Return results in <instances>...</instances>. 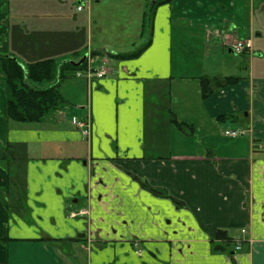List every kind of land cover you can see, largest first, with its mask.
I'll use <instances>...</instances> for the list:
<instances>
[{
	"label": "crops",
	"instance_id": "0c3cea01",
	"mask_svg": "<svg viewBox=\"0 0 264 264\" xmlns=\"http://www.w3.org/2000/svg\"><path fill=\"white\" fill-rule=\"evenodd\" d=\"M150 1L161 0H77L73 12L70 0H0V55L63 64L99 52L95 70L108 68L78 83L82 112L25 125L8 118L0 62V154L11 151L0 158V264H264V30L254 39V3L157 5L149 47L110 58L144 44ZM230 36L252 40L248 79L224 70ZM65 74L61 85L77 78ZM202 77L239 80L204 99ZM88 116L84 136L76 123ZM12 208L30 220L10 219Z\"/></svg>",
	"mask_w": 264,
	"mask_h": 264
},
{
	"label": "trees",
	"instance_id": "16d2710c",
	"mask_svg": "<svg viewBox=\"0 0 264 264\" xmlns=\"http://www.w3.org/2000/svg\"><path fill=\"white\" fill-rule=\"evenodd\" d=\"M172 0H161L153 5L150 1L149 9L146 13L142 38L146 40L142 46L136 48L130 53L108 54L112 59L129 60L139 57L150 45L153 31V19L157 5L168 3ZM94 52V56L99 55ZM81 55H77L75 59ZM81 60V59H80ZM2 69L6 75V89L8 94L7 115L8 118L18 124H36L51 111L60 110L66 103V99L60 91L61 81L66 78V72L75 74L79 70H83L86 62L80 67H75L64 62L61 64L55 59H46L29 64H21L17 59L11 56L0 55ZM216 80V81H215ZM239 78H201V91L204 99H208L214 92V84L219 85L222 81L228 82L238 81ZM45 84L47 86H45ZM43 86V87H39ZM170 121L174 123L184 133L192 134L194 127L192 125L178 122L174 116L170 117ZM7 154V155H6ZM11 151L7 148L2 150L1 159L8 161ZM5 200V199H4ZM224 233H220L219 237H224Z\"/></svg>",
	"mask_w": 264,
	"mask_h": 264
},
{
	"label": "rangeland",
	"instance_id": "374dc122",
	"mask_svg": "<svg viewBox=\"0 0 264 264\" xmlns=\"http://www.w3.org/2000/svg\"><path fill=\"white\" fill-rule=\"evenodd\" d=\"M77 0H70V7L73 9L72 11L74 12ZM153 2V1H152ZM237 3L239 5H242V0H238ZM252 3H254V13H255V28H256V33H255V37L254 39H256V35H261V31L259 30V28H261V30H264V0H252ZM244 4V3H243ZM102 14V7L99 6L97 11H96V16L100 17ZM241 21L246 24V22H248V20L246 19V17L243 16V18L241 19ZM257 41H261L264 45V34L263 36H259L257 38ZM142 44L140 43V45H138L137 48H139ZM264 48V46H263ZM93 54V52H91L90 56ZM224 57V70L227 72H230L231 75L234 76H238V77H244V78H249V71L251 70V67H257L256 64V58L259 57H255V56H249L246 54H235V53H230L228 50H225V53L223 55ZM264 57V55H263ZM83 56H80L79 58H77V60H73V62H78L80 59H82ZM251 59L253 60V62L251 63ZM180 62L178 64H181V61H178V59L176 58V63ZM189 63H191L192 66H195L193 59L192 60H188ZM88 64V62L86 63ZM264 65V63H263ZM88 67V65L86 66ZM85 67V68H86ZM92 68H97L95 66V63H92ZM83 73V72H82ZM86 75L84 74L82 78H75V77H70L67 81H64L62 83V85L60 86V91L62 92L63 96L66 99V103L65 105L61 108V110H63V112L65 111L66 113H75L78 114L79 112H82V110L79 109V103L84 101V98L86 96V93L83 92L82 89H78L76 90L78 83H82L84 81L83 78H85ZM45 86H47L45 84ZM39 87H43V86H39ZM75 87V89H74ZM79 88V87H78ZM163 106V104H162ZM158 113V117L160 118H164V110L160 111L157 110ZM74 114V115H75ZM154 113L151 115V117H153ZM51 116V114H50ZM163 123H168L167 119L166 121H161L160 124L162 125ZM159 127H161L159 125ZM22 189H19V193L18 198L24 200V197H22ZM7 198V197H6ZM17 204H19L18 201H16ZM22 201H20L21 203ZM12 213L15 214V217L12 215ZM21 216L23 218H25L26 220H30V217H27L26 215L24 216L21 212L19 213V210L16 209H8V214L7 217H9L10 219L14 218L17 220V218Z\"/></svg>",
	"mask_w": 264,
	"mask_h": 264
},
{
	"label": "built area",
	"instance_id": "2783aa9c",
	"mask_svg": "<svg viewBox=\"0 0 264 264\" xmlns=\"http://www.w3.org/2000/svg\"><path fill=\"white\" fill-rule=\"evenodd\" d=\"M78 10H82V7H79ZM228 41L226 43H228L227 45H229L235 53L240 54L243 53L246 50H252V42L251 41H237L235 39H233L232 37H229L227 39ZM80 75V74H78ZM106 75V70L102 69L101 71H99L97 73L98 77H103ZM88 76L92 77V72L89 70L88 71ZM76 125L82 129L84 136H89L90 132H91V119L90 117H86L83 120H78ZM225 134L229 137L232 138H237L240 137L242 135L245 134L244 131L241 130H231V131H226ZM81 214H86V211H82ZM71 216H75V214H71Z\"/></svg>",
	"mask_w": 264,
	"mask_h": 264
},
{
	"label": "water",
	"instance_id": "95a60500",
	"mask_svg": "<svg viewBox=\"0 0 264 264\" xmlns=\"http://www.w3.org/2000/svg\"><path fill=\"white\" fill-rule=\"evenodd\" d=\"M86 60V56H84L83 58H82V60H80L79 62H73V61H71V60H69L68 61V63L69 64H71L72 66H75V67H79V66H81L83 63H84V61Z\"/></svg>",
	"mask_w": 264,
	"mask_h": 264
}]
</instances>
